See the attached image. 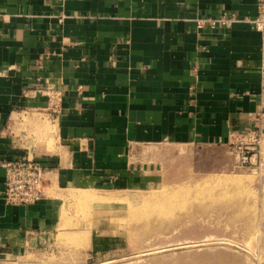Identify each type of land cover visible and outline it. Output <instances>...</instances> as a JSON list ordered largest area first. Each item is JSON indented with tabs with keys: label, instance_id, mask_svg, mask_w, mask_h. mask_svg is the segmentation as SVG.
Masks as SVG:
<instances>
[{
	"label": "crops",
	"instance_id": "obj_1",
	"mask_svg": "<svg viewBox=\"0 0 264 264\" xmlns=\"http://www.w3.org/2000/svg\"><path fill=\"white\" fill-rule=\"evenodd\" d=\"M224 13L231 28L198 29ZM256 14L255 0H0V258L55 244L78 190L140 183L139 149L228 144L264 121ZM26 156L44 196L9 204L2 164ZM90 231L88 255L120 248Z\"/></svg>",
	"mask_w": 264,
	"mask_h": 264
},
{
	"label": "rangeland",
	"instance_id": "obj_2",
	"mask_svg": "<svg viewBox=\"0 0 264 264\" xmlns=\"http://www.w3.org/2000/svg\"><path fill=\"white\" fill-rule=\"evenodd\" d=\"M138 151L140 183L78 190L55 244L0 264H264V146L248 164L228 144ZM90 228L120 248L88 255Z\"/></svg>",
	"mask_w": 264,
	"mask_h": 264
},
{
	"label": "built area",
	"instance_id": "obj_3",
	"mask_svg": "<svg viewBox=\"0 0 264 264\" xmlns=\"http://www.w3.org/2000/svg\"><path fill=\"white\" fill-rule=\"evenodd\" d=\"M257 14L249 19L253 28L259 32L260 45V71L264 81V0H255ZM237 21L234 14L224 13L218 18L206 17L197 20L199 30L204 29L206 23L210 28L222 25L229 29ZM43 89V87H41ZM49 98V109L56 113L61 104V93L54 89H44ZM264 116L262 112L261 117ZM264 121L256 126L249 127L243 132H233L228 143L230 151L242 164L252 162L253 157L261 153L264 146ZM2 166L6 170L3 196L9 204H31L44 196L45 167L38 160L26 156L17 161L4 162Z\"/></svg>",
	"mask_w": 264,
	"mask_h": 264
}]
</instances>
